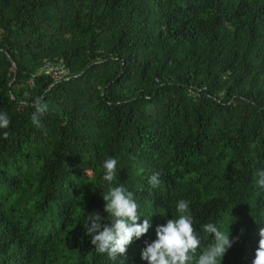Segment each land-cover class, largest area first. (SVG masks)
I'll return each instance as SVG.
<instances>
[{"label":"trees","instance_id":"trees-1","mask_svg":"<svg viewBox=\"0 0 264 264\" xmlns=\"http://www.w3.org/2000/svg\"><path fill=\"white\" fill-rule=\"evenodd\" d=\"M45 63L67 80L36 75ZM37 97L48 105L39 128ZM0 112L10 119L7 139L0 130V264H147L140 250L179 199L190 201L197 255L212 222L237 238L221 264L254 259L264 0H0ZM109 157L113 186L132 191L138 222L151 224L118 261L97 254L84 227L88 214L108 215Z\"/></svg>","mask_w":264,"mask_h":264},{"label":"clouds","instance_id":"clouds-1","mask_svg":"<svg viewBox=\"0 0 264 264\" xmlns=\"http://www.w3.org/2000/svg\"><path fill=\"white\" fill-rule=\"evenodd\" d=\"M35 111L30 119L32 124L42 127L41 117L48 111V105L39 97L34 101ZM10 119L6 112H0V130L3 138L7 139ZM117 164L115 158H107L102 165V179L108 184L107 191L102 194L104 212L108 215L102 218L98 213H90L84 219L85 232L90 236V243L97 254H104L111 261H118L126 253L127 246L132 240L139 239L151 227L148 217L143 222H138L142 214L140 205L134 193L123 184L113 186L117 180ZM160 174L153 173L148 178V184L155 189L161 184ZM255 185L264 189V169L255 173ZM177 215L167 219L163 225L155 227V239L150 243L145 241V247L140 250V258L147 264H221L224 254L237 238H229L228 231H221L216 223H205L202 232L211 240L201 248V236L197 234L194 220L190 210V201L179 199L175 205ZM144 216V215H143ZM109 220L110 226L102 225L101 220ZM230 225V224H229ZM258 246L255 250L251 264H264V226L258 228Z\"/></svg>","mask_w":264,"mask_h":264},{"label":"built area","instance_id":"built-area-1","mask_svg":"<svg viewBox=\"0 0 264 264\" xmlns=\"http://www.w3.org/2000/svg\"><path fill=\"white\" fill-rule=\"evenodd\" d=\"M44 74L46 76H49L50 78H52L53 80H61V79H65L67 80L66 76H67V70L64 67H61L57 64H51V63H45L38 71L37 74ZM27 84H31L30 81L27 82Z\"/></svg>","mask_w":264,"mask_h":264}]
</instances>
